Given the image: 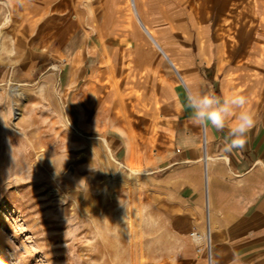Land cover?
I'll use <instances>...</instances> for the list:
<instances>
[{"label":"crops","instance_id":"crops-1","mask_svg":"<svg viewBox=\"0 0 264 264\" xmlns=\"http://www.w3.org/2000/svg\"><path fill=\"white\" fill-rule=\"evenodd\" d=\"M178 1L131 0L133 17L123 10L116 28L104 26L82 4L46 12L28 23L29 46L18 52L7 79H31L41 65L51 66L60 73L61 88L77 90L82 110L117 107L130 124L139 123L144 139L133 138L140 145L137 158L163 185L159 189L180 218L181 226L168 231L175 242L166 253L171 264H264V40L255 53L219 60L203 7L184 12L180 30L187 41L175 44L164 33L175 31ZM254 6L256 15L264 13V0H254ZM40 7L33 8L37 15ZM261 27L264 39V21ZM193 31L197 51L189 42ZM208 87L247 98L256 124L242 149L227 150V129L192 123L187 92ZM117 134L110 136L115 153L131 163L132 143L126 132ZM192 230L209 233L208 248L197 250Z\"/></svg>","mask_w":264,"mask_h":264},{"label":"rangeland","instance_id":"rangeland-1","mask_svg":"<svg viewBox=\"0 0 264 264\" xmlns=\"http://www.w3.org/2000/svg\"><path fill=\"white\" fill-rule=\"evenodd\" d=\"M72 4L89 8L104 26L116 28L123 10L133 17L131 0L11 5L12 22L0 31V264H171L166 253L175 242L168 231L181 226L180 218L159 189L163 185L137 158L140 145L132 142L144 139L139 123L130 124L117 107L104 112L95 104L90 113L82 110L77 90L61 88L57 68L41 65L34 78L7 79L18 52L29 46L28 23ZM37 6L43 7L39 15ZM203 7L219 60L257 52L264 13L255 14L254 0H179L172 15L175 31L165 36L185 44L184 12ZM189 40L197 51L196 31ZM14 87L27 93L24 101L16 98L18 118L12 111ZM118 131L132 143L131 163L115 153L110 136Z\"/></svg>","mask_w":264,"mask_h":264},{"label":"clouds","instance_id":"clouds-1","mask_svg":"<svg viewBox=\"0 0 264 264\" xmlns=\"http://www.w3.org/2000/svg\"><path fill=\"white\" fill-rule=\"evenodd\" d=\"M13 2L21 4L22 0H0V31L12 22ZM186 105L191 110L190 119L194 125L216 131L227 129L228 151L242 149L256 124L255 113L242 94L218 95L212 87L196 89L187 92Z\"/></svg>","mask_w":264,"mask_h":264},{"label":"bare ground","instance_id":"bare-ground-1","mask_svg":"<svg viewBox=\"0 0 264 264\" xmlns=\"http://www.w3.org/2000/svg\"><path fill=\"white\" fill-rule=\"evenodd\" d=\"M144 26H146V25H144ZM150 33H152V31ZM10 95L13 97V108H12V111H13L14 117L18 118L21 115V111H20V109H19V107L17 105L16 98H20V99H22V101H24L25 99H27V93L25 91L21 90L20 88L14 87V88L11 89ZM71 167H73V165Z\"/></svg>","mask_w":264,"mask_h":264},{"label":"built area","instance_id":"built-area-1","mask_svg":"<svg viewBox=\"0 0 264 264\" xmlns=\"http://www.w3.org/2000/svg\"><path fill=\"white\" fill-rule=\"evenodd\" d=\"M192 238L197 242V250L198 251H202L203 250V246L206 245L207 248L209 246V233L205 232V233H200L197 230H192L190 232Z\"/></svg>","mask_w":264,"mask_h":264}]
</instances>
